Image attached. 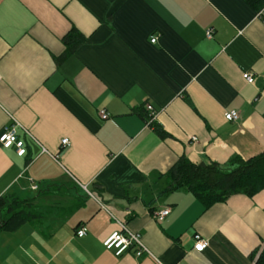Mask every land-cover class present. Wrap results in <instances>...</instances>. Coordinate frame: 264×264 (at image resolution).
Masks as SVG:
<instances>
[{
    "label": "crops",
    "instance_id": "1",
    "mask_svg": "<svg viewBox=\"0 0 264 264\" xmlns=\"http://www.w3.org/2000/svg\"><path fill=\"white\" fill-rule=\"evenodd\" d=\"M253 2L1 0L0 135L19 123L26 154L0 144V199L35 217L0 233V264H255L264 190L210 207L163 194L184 156L227 165L264 152V0ZM73 29L86 41L65 57ZM119 222L151 256L105 249Z\"/></svg>",
    "mask_w": 264,
    "mask_h": 264
},
{
    "label": "trees",
    "instance_id": "2",
    "mask_svg": "<svg viewBox=\"0 0 264 264\" xmlns=\"http://www.w3.org/2000/svg\"><path fill=\"white\" fill-rule=\"evenodd\" d=\"M249 1L254 3V0ZM63 41L67 48L65 57H68L86 38L73 29ZM156 129L162 138L168 136L158 126ZM167 178L169 184L163 194L185 190L206 207L225 203L235 195L253 198L264 190V152L247 160L235 157L227 165L194 164L184 156L170 169ZM8 202L6 198L0 199V233L16 232L35 217L30 209L23 207L27 201ZM253 260L255 264H264V249L254 255Z\"/></svg>",
    "mask_w": 264,
    "mask_h": 264
},
{
    "label": "built area",
    "instance_id": "3",
    "mask_svg": "<svg viewBox=\"0 0 264 264\" xmlns=\"http://www.w3.org/2000/svg\"><path fill=\"white\" fill-rule=\"evenodd\" d=\"M1 3V0H0ZM214 35V30L209 29L206 32V37L208 39H211ZM158 40V37L155 36L152 38L151 42L154 44ZM244 79L248 84L253 85L255 83V77L252 73H244ZM145 111L147 113V126H155V120L157 118V112L154 109L152 105H147L145 108ZM100 116L103 120H108L110 118L109 113L106 111H100ZM226 120L227 121H237L240 119V115L237 111H231L226 114ZM20 124L14 123L11 126H8L4 129L2 134L0 135V144L5 149H10L13 147L17 148V153L20 157L24 156L26 154V148L24 145V142L19 139L18 136V129ZM193 143H197V138L192 137L191 138ZM63 146L69 145V140L64 139L62 141ZM36 188V187H34ZM171 213L170 208H166L160 211H157L155 213V218L160 223L163 222ZM120 229L118 231L113 232L105 241L103 242V245L105 249L109 251H115V254L117 256H122L125 253L134 250L135 256L137 258L143 256L144 254L150 255L151 253L145 246V244L142 241V237L138 233H134L128 229V227L124 224L119 222ZM88 232L87 227H81L77 231V236L82 238L86 236ZM208 241L203 239L201 235H195V251L202 253L207 247H208Z\"/></svg>",
    "mask_w": 264,
    "mask_h": 264
},
{
    "label": "rangeland",
    "instance_id": "4",
    "mask_svg": "<svg viewBox=\"0 0 264 264\" xmlns=\"http://www.w3.org/2000/svg\"><path fill=\"white\" fill-rule=\"evenodd\" d=\"M14 201H13V199H9V202L8 203H13ZM26 205V204H25ZM24 208H26L27 207V205L26 206H23Z\"/></svg>",
    "mask_w": 264,
    "mask_h": 264
}]
</instances>
